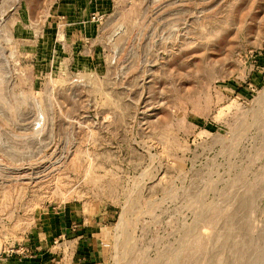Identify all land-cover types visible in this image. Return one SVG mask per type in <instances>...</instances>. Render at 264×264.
I'll use <instances>...</instances> for the list:
<instances>
[{"label": "rangeland", "instance_id": "1", "mask_svg": "<svg viewBox=\"0 0 264 264\" xmlns=\"http://www.w3.org/2000/svg\"><path fill=\"white\" fill-rule=\"evenodd\" d=\"M83 228L90 264H264V0H0V264Z\"/></svg>", "mask_w": 264, "mask_h": 264}, {"label": "crops", "instance_id": "2", "mask_svg": "<svg viewBox=\"0 0 264 264\" xmlns=\"http://www.w3.org/2000/svg\"><path fill=\"white\" fill-rule=\"evenodd\" d=\"M82 231L78 230L77 233H80V234L72 239V245L74 244L73 245L74 249L72 253L67 252L66 250L62 249L63 251L57 254L56 257L52 255L50 256V253L48 252L41 253V254L39 253L23 254L20 257L18 256V254L20 253L16 251L17 252L16 254L8 255L5 259H3V264H46V257H50L49 260L54 261L55 264H90V263H93L94 261H92V259L93 257H95V254H96V251H95L96 242L95 240H93L94 234L89 233L91 236L89 237V235L87 234V228H83ZM65 243L66 244L68 243L70 246L71 241L68 239L64 240L62 241L63 245L62 244L61 245L64 246ZM69 253L71 254L69 255ZM51 257H54V259L53 258L51 259Z\"/></svg>", "mask_w": 264, "mask_h": 264}, {"label": "built area", "instance_id": "3", "mask_svg": "<svg viewBox=\"0 0 264 264\" xmlns=\"http://www.w3.org/2000/svg\"><path fill=\"white\" fill-rule=\"evenodd\" d=\"M71 227H72V229H75V228L77 227V225H76L75 223H73V224L71 225Z\"/></svg>", "mask_w": 264, "mask_h": 264}, {"label": "bare ground", "instance_id": "4", "mask_svg": "<svg viewBox=\"0 0 264 264\" xmlns=\"http://www.w3.org/2000/svg\"><path fill=\"white\" fill-rule=\"evenodd\" d=\"M262 257V256H261Z\"/></svg>", "mask_w": 264, "mask_h": 264}]
</instances>
